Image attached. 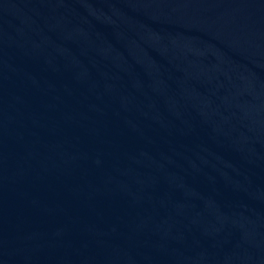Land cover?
I'll return each instance as SVG.
<instances>
[{
  "label": "water",
  "instance_id": "1",
  "mask_svg": "<svg viewBox=\"0 0 264 264\" xmlns=\"http://www.w3.org/2000/svg\"><path fill=\"white\" fill-rule=\"evenodd\" d=\"M0 264H264V0H0Z\"/></svg>",
  "mask_w": 264,
  "mask_h": 264
}]
</instances>
